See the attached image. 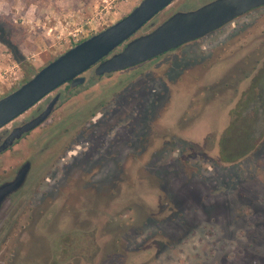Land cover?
Masks as SVG:
<instances>
[{
  "label": "rangeland",
  "instance_id": "rangeland-1",
  "mask_svg": "<svg viewBox=\"0 0 264 264\" xmlns=\"http://www.w3.org/2000/svg\"><path fill=\"white\" fill-rule=\"evenodd\" d=\"M141 1L0 0L24 55L0 43V99ZM209 1L177 0L137 36ZM84 76L0 130L62 94L0 155L3 177L33 164L23 233L0 264H264V7L135 68Z\"/></svg>",
  "mask_w": 264,
  "mask_h": 264
},
{
  "label": "water",
  "instance_id": "water-1",
  "mask_svg": "<svg viewBox=\"0 0 264 264\" xmlns=\"http://www.w3.org/2000/svg\"><path fill=\"white\" fill-rule=\"evenodd\" d=\"M177 0H142L127 16L73 46L38 71L20 88L0 99V130L28 112L59 88L70 91L93 79L126 71L156 59L184 45L198 41L235 19L264 6V0H211L193 8H182L152 31L137 36L162 11ZM122 48L121 51H118ZM61 93L48 100L45 108L19 126L7 131L0 155L24 136L42 126L61 102ZM33 164L27 160L13 179L0 186V209L11 195L25 187Z\"/></svg>",
  "mask_w": 264,
  "mask_h": 264
},
{
  "label": "flooded vegetation",
  "instance_id": "flooded-vegetation-1",
  "mask_svg": "<svg viewBox=\"0 0 264 264\" xmlns=\"http://www.w3.org/2000/svg\"><path fill=\"white\" fill-rule=\"evenodd\" d=\"M260 8H262V7H260ZM244 16H242V17H244ZM242 17H239V18L235 19L233 22H231V24H234L237 20L241 19ZM162 56H164V55H162ZM150 61H152V60H150ZM96 78H103V77H96ZM96 78L93 79V76H92L91 81L94 82L96 80ZM82 86H80V87H82ZM80 87H76V88H74L73 90L70 91L69 90L70 89V84H68L67 95L70 96L75 89L80 88ZM8 135L9 134L7 132H5L4 134L0 135L1 142ZM10 149H8V150H10ZM116 173H117V171L115 169L114 174H116ZM118 174H120V172ZM14 176H12V177H10L9 175H5L4 177L0 176V186L3 183L13 179ZM23 201H24V187L21 188L20 190H18L13 195H11L9 197V199L5 202V204H3V206L0 209V259L1 260H6V259L8 260L9 259L8 258L9 257V255H8L9 245L7 246V244H9L12 241H16V239L19 240V238L21 237V235L23 233V228H24V224H25V221H24V216H25L24 212L25 211H24V203H23ZM6 254H7V256H6ZM0 263H3V261H0Z\"/></svg>",
  "mask_w": 264,
  "mask_h": 264
},
{
  "label": "trees",
  "instance_id": "trees-1",
  "mask_svg": "<svg viewBox=\"0 0 264 264\" xmlns=\"http://www.w3.org/2000/svg\"><path fill=\"white\" fill-rule=\"evenodd\" d=\"M82 42V41H81ZM0 43L6 46L9 51L12 53L14 59L19 63L22 64L24 61V55L21 49L13 42L12 36L5 32L2 25L0 24ZM31 78H28L26 82H28ZM99 78H96L94 82H96ZM25 82V83H26ZM93 82V81H92Z\"/></svg>",
  "mask_w": 264,
  "mask_h": 264
},
{
  "label": "built area",
  "instance_id": "built-area-1",
  "mask_svg": "<svg viewBox=\"0 0 264 264\" xmlns=\"http://www.w3.org/2000/svg\"><path fill=\"white\" fill-rule=\"evenodd\" d=\"M81 41H76L75 45H77L78 43H80Z\"/></svg>",
  "mask_w": 264,
  "mask_h": 264
}]
</instances>
